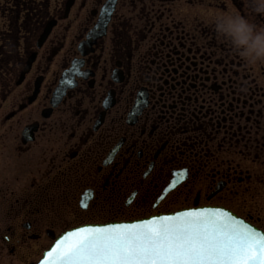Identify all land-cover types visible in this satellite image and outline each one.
Segmentation results:
<instances>
[{"label":"flooded vegetation","instance_id":"1","mask_svg":"<svg viewBox=\"0 0 264 264\" xmlns=\"http://www.w3.org/2000/svg\"><path fill=\"white\" fill-rule=\"evenodd\" d=\"M254 0H0V239L223 208L264 232V63L219 16ZM170 187H173L168 191ZM38 244V246H37Z\"/></svg>","mask_w":264,"mask_h":264},{"label":"snow or ice","instance_id":"2","mask_svg":"<svg viewBox=\"0 0 264 264\" xmlns=\"http://www.w3.org/2000/svg\"><path fill=\"white\" fill-rule=\"evenodd\" d=\"M42 264H264V232L220 209L68 232Z\"/></svg>","mask_w":264,"mask_h":264},{"label":"clouds","instance_id":"3","mask_svg":"<svg viewBox=\"0 0 264 264\" xmlns=\"http://www.w3.org/2000/svg\"><path fill=\"white\" fill-rule=\"evenodd\" d=\"M256 11L264 12V0H254ZM219 37L246 64L264 63V29H257L244 17L237 15L219 16L215 20Z\"/></svg>","mask_w":264,"mask_h":264},{"label":"rangeland","instance_id":"4","mask_svg":"<svg viewBox=\"0 0 264 264\" xmlns=\"http://www.w3.org/2000/svg\"><path fill=\"white\" fill-rule=\"evenodd\" d=\"M38 246V244H37ZM28 246L22 245L18 248L15 255L10 254L9 247L0 239V264H28L37 256H41L40 246L32 251L27 249Z\"/></svg>","mask_w":264,"mask_h":264},{"label":"water","instance_id":"5","mask_svg":"<svg viewBox=\"0 0 264 264\" xmlns=\"http://www.w3.org/2000/svg\"><path fill=\"white\" fill-rule=\"evenodd\" d=\"M172 188H173V187H170V188L168 189V191L171 190ZM203 208H208V209H220V210H222L223 212L230 213V214L233 215L236 219L245 222L246 224H248V225L254 227L256 230L263 232L262 230L258 229L257 227H255V226L251 225L250 223L246 222L244 219L238 217V216L235 215L234 213L230 212L229 210L223 209V208L201 207V208H192V209H203ZM192 209L180 210V211L173 212V213H170V214L156 215V216H152V217H149V218H145V219H141V220H137V221H132V222L113 223V224H134V223H139V222L144 221V220H150V219H152V218H154V217L175 215V214H177V213L185 212V211H189V210H192ZM107 225H110V224H104V225H86V226H82V227H104V226H107ZM82 227H78V228H82ZM78 228H74V229H72V230H70V231H68V232L74 231V230H76V229H78ZM68 232H66L65 234H63L59 239L56 240V242H57L58 240H60L64 235H66ZM56 242H54V244H53V245H52V246H51V247H50V248L44 253L43 257H42L37 263H35V264H42V261L46 258V254H47L49 251H51V249L55 246Z\"/></svg>","mask_w":264,"mask_h":264}]
</instances>
